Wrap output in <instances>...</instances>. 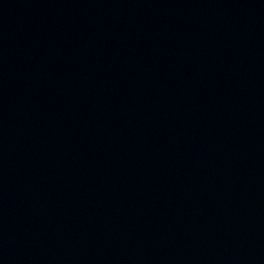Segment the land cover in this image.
Returning <instances> with one entry per match:
<instances>
[{"label":"water","instance_id":"95a60500","mask_svg":"<svg viewBox=\"0 0 264 264\" xmlns=\"http://www.w3.org/2000/svg\"><path fill=\"white\" fill-rule=\"evenodd\" d=\"M0 264H264V0H0Z\"/></svg>","mask_w":264,"mask_h":264}]
</instances>
